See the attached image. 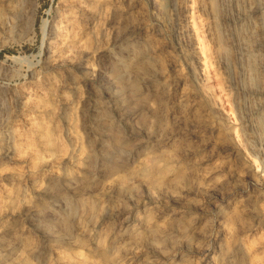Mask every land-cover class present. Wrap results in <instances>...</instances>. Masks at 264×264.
<instances>
[{"label": "rangeland", "instance_id": "obj_1", "mask_svg": "<svg viewBox=\"0 0 264 264\" xmlns=\"http://www.w3.org/2000/svg\"><path fill=\"white\" fill-rule=\"evenodd\" d=\"M0 264H264V0H0Z\"/></svg>", "mask_w": 264, "mask_h": 264}]
</instances>
